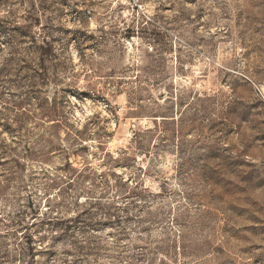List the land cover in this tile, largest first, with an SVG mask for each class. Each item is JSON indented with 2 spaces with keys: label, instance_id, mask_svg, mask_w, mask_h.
Here are the masks:
<instances>
[{
  "label": "rangeland",
  "instance_id": "obj_1",
  "mask_svg": "<svg viewBox=\"0 0 264 264\" xmlns=\"http://www.w3.org/2000/svg\"><path fill=\"white\" fill-rule=\"evenodd\" d=\"M0 264H264V0H0Z\"/></svg>",
  "mask_w": 264,
  "mask_h": 264
},
{
  "label": "trees",
  "instance_id": "obj_2",
  "mask_svg": "<svg viewBox=\"0 0 264 264\" xmlns=\"http://www.w3.org/2000/svg\"><path fill=\"white\" fill-rule=\"evenodd\" d=\"M47 44H49V42H47Z\"/></svg>",
  "mask_w": 264,
  "mask_h": 264
}]
</instances>
